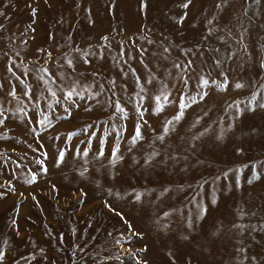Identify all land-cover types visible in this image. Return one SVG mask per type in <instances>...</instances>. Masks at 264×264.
<instances>
[{"label":"rangeland","instance_id":"obj_1","mask_svg":"<svg viewBox=\"0 0 264 264\" xmlns=\"http://www.w3.org/2000/svg\"><path fill=\"white\" fill-rule=\"evenodd\" d=\"M144 2L0 0L4 264H264V108L247 103L264 97V0ZM181 94L195 102L160 139Z\"/></svg>","mask_w":264,"mask_h":264},{"label":"snow or ice","instance_id":"obj_2","mask_svg":"<svg viewBox=\"0 0 264 264\" xmlns=\"http://www.w3.org/2000/svg\"><path fill=\"white\" fill-rule=\"evenodd\" d=\"M190 3H191V0H184V3L181 5V7L187 9V8L189 7ZM145 6H146V5H145L144 0H141V8H144ZM217 7H220V5L218 4ZM34 11H35V10H34ZM184 15H187V13L185 12ZM179 19L182 21V20L184 19V16H180ZM3 27H4V25L0 24V28H3ZM209 31H211V29H209ZM102 39L107 40V37L105 36V37H103ZM165 51H167V49H165ZM85 62H88L87 56H85ZM67 63H68L69 65H72L73 61H72L71 59H69V60L67 61ZM216 63H220V61L217 60ZM191 65H192V61H191V60L187 61V63L184 65V69H188ZM261 65H262V67H264V61L261 62ZM175 67L180 68V64H176ZM9 71H11V68H9ZM44 71L47 72L48 69L45 68ZM133 71H134V70H133ZM184 78H185V85H184V86L187 87V86H188V84H187V72H185V77H184ZM136 80H137V87H140V86H141L140 83H139L140 77L137 76V77H136ZM198 83H199V85H202V86H204V87H207V86L209 85V83H211V84H215V85H217V87H224L225 85H227L228 81H227V78L225 77L222 83H218V82L215 81V80H211V81H210L208 78H205V77L201 76V77L199 78V80H198ZM113 86H115V85H113ZM235 87H237V88H241V87H244V85L237 81V82L235 83ZM260 87H261V88H264V84H261ZM49 91H52V89L49 88ZM73 94H74V93H73V91H72L71 89H69V90L65 93V95H66L69 99L72 97ZM10 95L15 96V95H16L15 90H13V91L10 93ZM24 95L27 96L28 93L25 92ZM52 95H53V96H56V93H55L54 91H52ZM206 96H207V92H203V93L199 96V99L202 100V99H204ZM141 99H143V98L141 97ZM162 99L164 100L165 103L168 102V98H167V96H165V95H163V94H161V95H157V96L154 97L155 104H154V106L151 108V110H152L153 112H161V111L164 109V104L161 103V100H162ZM194 102H195V98H191V99H189V98L183 97V95L181 94V98L179 99V108H178V110L175 112L174 115H172L170 118H168V119L164 122V124H163V131H162V134H161L160 137H159L160 139H164V133H167V132L170 130V128H171V126L173 125L174 122L181 120V118H182L183 115H184V110L189 106V103H194ZM247 103H248V105H249V110L254 109V108H256L257 106H259L260 108H264V97H262L261 100L258 101V100H257L256 93L253 92V93H251V97H250V99L247 101ZM234 105H235L236 108H237V115H239V114H240V111H241L240 106H239V101H235V102H234ZM115 106H116V108H117L120 112H124V109L121 107V102H120L119 100H117V101L115 102ZM228 107H229V108L233 107V104L228 105ZM21 111H23V109H21ZM65 111L67 112V109H65ZM137 112H138V114H139L141 117H143L144 112H143V110H141V108H140L139 105H137ZM67 114L70 115V113H67ZM196 119H197V121H198V120L200 119V117L197 116ZM4 123H5V121H4L3 119H0V124H4ZM39 123H40V124H47L49 127H51V121L48 119L47 115H45V116L43 117V119H41V120L39 121ZM90 127H91V126H88V127H86L84 130H85V131H88V130L90 129ZM228 127L231 128L232 125L229 124ZM76 131H79V129H77ZM74 134H75L74 132H69L67 135H68V137H71V136H73ZM91 135H92V136H95L96 133H95V132H92ZM140 138H142V137H141V127H140V123L137 122V124H136V128H135V132H134V134L131 136L130 140H131L132 143H135V142H136L138 139H140ZM89 140H91V136L89 137ZM29 147H31V146H29ZM119 147H120V146H119V144L117 143V144H115V146L112 148V156H113V158H114L113 162H115V159H119V158H120V157L118 156V149H119ZM87 151H88V149L85 148V149H84V152L87 153ZM236 151H237V152H240V151H242V149L237 148ZM64 154H65V153H64V149H61L60 152H59L58 159H57V163H58V164L62 161V159H63V157H64ZM97 154H98V155H103V141H101L100 151H99ZM45 155H46V153H45ZM152 155H156V153L153 152ZM148 159H151V156H149ZM146 162H147V161H146ZM43 163H44L43 161H40V164H41V165H43ZM239 167H240V168H244V167H247V165L242 164V165H240ZM40 171H41V172H45V171H47V169H46L45 167H41ZM228 171H231V169H229ZM251 171H252V175H251V177L249 178V183H251L253 179H259L260 176H261V173L257 172L255 164L252 165V169H251ZM29 172H30V179H28V183H32L33 181H35V180L37 179V173H36L35 171H32L31 169H29ZM221 175H223V176L226 177V176L228 175V172H224V173H222ZM216 179L219 180L220 177L218 176V177H216ZM238 181H239V177L237 176V186H238ZM54 187H55V186H54ZM164 191H167V189H164ZM118 195H119V193H118ZM134 199L139 200V199H140V194H139V193H136V194L134 195ZM215 202H216L215 197H213V199H212V203H215ZM105 204H106V206L109 207L112 211H114V212L117 211L116 209L112 208V206H111L110 204H108L107 201H105ZM204 211H206V207H201L200 210H199L198 216H199V215H202ZM117 214L120 215L121 218H123V213H122V212H117ZM241 214H242V215H246V213H241ZM164 215L167 216L168 213L165 212ZM198 216H197V218H198ZM12 223H13V224H16V221L13 220ZM187 223H188V226H189L190 228L193 227V220H192L191 216L189 217ZM261 224L264 225V221H262ZM129 226H130V225H129ZM233 227H239V229H240L241 231H245V230H246V226L243 225V224L233 225ZM74 231H75V229H74ZM17 235H19V231H17ZM138 235H139V234H138ZM127 239L130 240L131 237L129 236V237H127ZM4 243L7 244L8 241L5 240ZM116 243L119 244V243H120V240L117 239V240H116ZM41 251H43V250H41ZM6 257H7V252L5 251V249H4L3 247H0V264H4V262H5V260H6ZM21 259H22V258H21ZM252 260H256V257L253 256V257H252ZM137 264H147V261L141 260L139 257H137ZM189 264H190V262H189Z\"/></svg>","mask_w":264,"mask_h":264}]
</instances>
